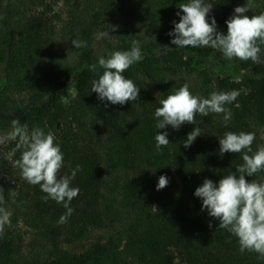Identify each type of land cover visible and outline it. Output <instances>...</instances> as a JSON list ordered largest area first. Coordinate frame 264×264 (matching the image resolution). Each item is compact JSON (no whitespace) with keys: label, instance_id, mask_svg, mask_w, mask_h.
<instances>
[{"label":"trees","instance_id":"trees-1","mask_svg":"<svg viewBox=\"0 0 264 264\" xmlns=\"http://www.w3.org/2000/svg\"><path fill=\"white\" fill-rule=\"evenodd\" d=\"M188 2L0 0V134L11 130L14 119L29 130L39 127L54 135L63 153L58 178L71 177L80 166L70 184L79 188L69 205L74 211L59 223L64 206L45 201L40 186L29 184L13 166L23 149L16 150L15 141L0 145L6 201L0 206L11 221L0 234V264H264L257 253H241L237 237L219 228V220L206 218L207 209L201 210L202 200L194 195L205 179L218 183L243 163L242 153H220L226 132H254L253 153L264 146L259 137L264 136V46L259 64L236 59V65L209 47L177 48L168 33L180 20L176 13L183 15L179 6ZM211 2L208 22L214 17L225 35L237 6L250 5L249 18L264 13V0ZM102 31L109 36L96 40ZM72 39L87 46L75 49ZM133 41L142 60L123 75L140 89L139 100L125 105L98 100L92 83L103 74L99 58L130 50ZM201 51L232 74L216 81L213 69L196 67ZM92 64L96 72L89 69ZM185 83L203 98L246 91L226 105L232 113L227 123L223 114H197L194 125L158 130L160 101ZM194 127L201 136L185 147ZM163 132L169 144L157 152L155 136ZM162 175L169 183L157 191ZM245 178L264 183V170ZM84 242L87 247L80 249Z\"/></svg>","mask_w":264,"mask_h":264},{"label":"clouds","instance_id":"clouds-1","mask_svg":"<svg viewBox=\"0 0 264 264\" xmlns=\"http://www.w3.org/2000/svg\"><path fill=\"white\" fill-rule=\"evenodd\" d=\"M213 5L211 0H189L186 4L182 3L179 8L183 15L176 13L180 20L178 23L173 21L174 29L168 33L174 37L171 44L177 48L209 47L221 52L227 60H251L254 64H259L264 46V13L249 18L246 13L250 10V5L237 6L234 14L226 21L225 35L217 31L214 17L211 23L208 22ZM116 27L111 26V31H115ZM107 36L109 31H102L94 38L100 40ZM71 44L75 49L87 46L85 41L78 39H72ZM166 48L167 46L164 49ZM141 60L142 52L137 41L132 42L130 50L115 51L107 59L101 56L98 65L103 69V74L92 83V92L97 94V99L112 105L138 101L140 89L132 80L126 79L123 73ZM88 67L92 72L97 71L96 64ZM241 91L246 90L212 92L209 98H203L193 95L189 85L185 83L175 93L160 101L162 106L155 110V118L158 120L156 128L159 130L171 126L174 130H179L184 124L194 125L197 114L206 117L210 113L223 114L227 123L232 113L226 105L236 101ZM104 106L108 107V104ZM200 136V129L194 127L188 133L184 146L189 147ZM167 137V132L156 134L157 152L169 144ZM254 140V132H226L219 139L220 153H242L243 163L236 166L235 172L223 176L218 183L205 179L196 188L194 195L202 200L201 210L207 209L210 217L219 220V228L237 237L241 253H257L260 259H264V183L254 180L249 182L245 178L264 170V146L253 153ZM9 141L16 142V150L23 149L13 166L21 170L22 177L29 184L40 186L46 193L43 197L45 201L51 199L64 206L67 211L60 217L59 223H66L74 211L69 205L79 194V188L70 187V184L80 166L77 165L71 177L65 175L58 178L63 166V153L55 143L54 135L51 132L45 133L39 127L29 130L27 124L14 119L11 121V130L0 135V145ZM168 183L166 176H160L156 190L165 188ZM5 203L3 189L0 188V205ZM10 223L9 213L0 206V234L5 225ZM209 227H212L211 223Z\"/></svg>","mask_w":264,"mask_h":264},{"label":"rangeland","instance_id":"rangeland-1","mask_svg":"<svg viewBox=\"0 0 264 264\" xmlns=\"http://www.w3.org/2000/svg\"><path fill=\"white\" fill-rule=\"evenodd\" d=\"M227 61L232 63V64H234V65H236V59L227 60ZM215 62H213L210 58H208L203 51L198 52L196 57H195V65H197L196 67H198L199 69H207V68L213 69L211 71V75L215 76L216 81H218V79L223 77V76H226L228 74H232L231 70H229L226 73H224L225 71H223L222 69L218 68L217 62L216 63ZM246 74L249 75L250 73L247 72ZM70 93H71L72 97L74 98L75 95H76V90L74 88L73 82L70 83ZM0 135H2V134H0ZM259 137L262 138L263 141H264V136L262 135V133H259ZM204 216L206 218L209 217L207 210L204 211ZM30 239H31V237H30V234H29V238L27 239V241H30ZM87 245H88L87 242H84L83 246H82V244H80V246H81L80 249H84L85 247H87Z\"/></svg>","mask_w":264,"mask_h":264}]
</instances>
